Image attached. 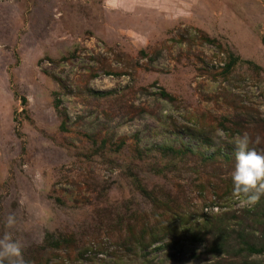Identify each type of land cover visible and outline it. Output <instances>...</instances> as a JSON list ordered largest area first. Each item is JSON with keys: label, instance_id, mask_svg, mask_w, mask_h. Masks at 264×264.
<instances>
[{"label": "rangeland", "instance_id": "1", "mask_svg": "<svg viewBox=\"0 0 264 264\" xmlns=\"http://www.w3.org/2000/svg\"><path fill=\"white\" fill-rule=\"evenodd\" d=\"M245 132L264 155V0H0V238L25 264H264Z\"/></svg>", "mask_w": 264, "mask_h": 264}, {"label": "clouds", "instance_id": "2", "mask_svg": "<svg viewBox=\"0 0 264 264\" xmlns=\"http://www.w3.org/2000/svg\"><path fill=\"white\" fill-rule=\"evenodd\" d=\"M104 2L106 7H111L119 0H104ZM217 134L224 135L222 132ZM231 143L235 148V165L231 174L233 194L243 195L247 197V203L255 204L260 195L264 194V155L249 148L250 138L246 132L237 135ZM14 224V216L6 217V227L11 228ZM5 260L8 264H25L20 243L13 240L11 234L7 232L0 238V264H4Z\"/></svg>", "mask_w": 264, "mask_h": 264}, {"label": "trees", "instance_id": "3", "mask_svg": "<svg viewBox=\"0 0 264 264\" xmlns=\"http://www.w3.org/2000/svg\"><path fill=\"white\" fill-rule=\"evenodd\" d=\"M162 94L166 95L165 92H162ZM260 214L261 213H259V212L256 213L257 216ZM259 221L261 222V220H259ZM248 235H249V232H245L244 229H241V231L237 235V237H239V242H237V243H238V246H240V247L242 245H244L247 253L251 254V253L257 251V249H256L257 245L252 240H250L248 238ZM153 238L154 239L152 241H155L157 239V237H155L154 235H153ZM212 238L215 242L213 250H216L215 252L217 254H219V253H223V254L227 253L228 254V252L235 251V250H231L232 249L231 246L233 244H227L226 243L227 237L225 235H223V234L212 235ZM223 246H226V248H224ZM218 264H220V263H218Z\"/></svg>", "mask_w": 264, "mask_h": 264}]
</instances>
